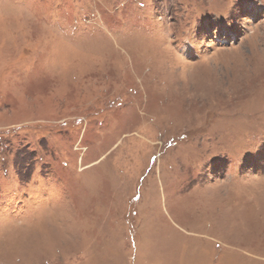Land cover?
<instances>
[{
  "label": "rangeland",
  "instance_id": "1",
  "mask_svg": "<svg viewBox=\"0 0 264 264\" xmlns=\"http://www.w3.org/2000/svg\"><path fill=\"white\" fill-rule=\"evenodd\" d=\"M0 264H264V0H0Z\"/></svg>",
  "mask_w": 264,
  "mask_h": 264
}]
</instances>
